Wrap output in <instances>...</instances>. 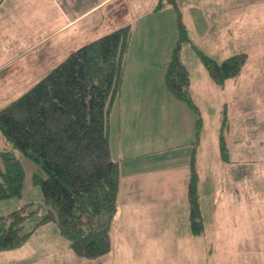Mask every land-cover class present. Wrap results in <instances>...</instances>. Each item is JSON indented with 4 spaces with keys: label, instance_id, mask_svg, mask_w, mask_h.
<instances>
[{
    "label": "rangeland",
    "instance_id": "rangeland-1",
    "mask_svg": "<svg viewBox=\"0 0 264 264\" xmlns=\"http://www.w3.org/2000/svg\"><path fill=\"white\" fill-rule=\"evenodd\" d=\"M56 1L54 5L50 0H5L4 6L16 2L24 4L13 15L9 7H5L6 12L1 15L0 6V108L26 93L72 49L130 23L133 35L127 69L121 93L113 103L110 115L112 157L125 155L120 158L126 159L125 164L136 157L156 154V160L159 158L160 162L170 156L180 159L183 152L190 149L195 151L198 191L206 228L200 234L191 235L190 229L187 231V206L175 196L165 207L170 208L176 234L159 235L157 231L151 232V226H136L140 234L133 228L130 235H116L115 229L122 222H116V215L109 212L97 216L96 227L112 224L114 238L130 239L121 257L131 258L136 264H168L176 260L172 250L179 251L181 258L177 260L180 262L193 260L195 256L202 259L207 253L205 249L213 247L207 259V264H211L220 255L234 253L223 247H237L224 243L231 238L244 240V247L235 250L237 260L256 258L264 264V0H135L129 18L119 24L115 22L118 18L103 21L86 35L84 42L80 41L68 50L67 44L71 41L67 36L72 30L64 33L60 29L54 30L60 27L62 9L65 22L67 13L83 11L97 0ZM123 10L124 7L119 11L121 16ZM103 13H106L104 7L98 14ZM179 18L185 24L188 38L182 44L180 55L190 74L192 100L199 106L201 115L186 101L175 97L165 83L167 66L178 41ZM94 21L97 20L88 22ZM1 24H4L2 31L5 27L9 29L7 40H12V49L7 51L1 49ZM77 35L83 37L80 29ZM42 37L47 40L43 38L40 43L38 40ZM198 50L219 62L235 53L248 52L249 61L241 75L219 85L211 77ZM133 108L137 110L135 115L130 113ZM149 111L153 117L149 116ZM163 112L169 117L160 115ZM225 114L231 125L230 132L229 125L225 127L224 124ZM200 116V134L196 141L197 118ZM176 117L180 124L178 128L175 127ZM167 118L169 122H163L168 121ZM121 121L123 132L119 133L117 127ZM170 126L173 127L170 129ZM221 131H224L229 146V162L221 158ZM121 140L129 141H126V147L121 146ZM2 141L1 138L0 148ZM143 151L146 154H137ZM16 155L21 154L17 152ZM20 159L25 170L22 195L0 200V215L25 209L29 216L23 231H34L36 222L49 213L50 206L44 200L41 187L32 181L36 163L24 155ZM151 208L157 212L158 205L151 204ZM218 214H222L223 219L218 220ZM59 230L58 222L50 220L32 232L20 250L36 260V264H73L78 258L88 259L76 255ZM248 232L255 235H246ZM253 237L262 238L260 250L258 243L250 241ZM13 261L16 264L18 257ZM0 264L8 263L1 261Z\"/></svg>",
    "mask_w": 264,
    "mask_h": 264
},
{
    "label": "trees",
    "instance_id": "trees-1",
    "mask_svg": "<svg viewBox=\"0 0 264 264\" xmlns=\"http://www.w3.org/2000/svg\"><path fill=\"white\" fill-rule=\"evenodd\" d=\"M132 35L131 25L125 24L85 43L26 93L0 108V200L22 195L25 170L20 157L31 158L37 165L32 181L41 187L50 206L49 213L35 227L56 220L70 248L88 259L106 255L113 246L110 225L98 228L96 218L102 212L113 214L118 207L121 169L111 155L110 115L121 93ZM186 39L187 29L179 18L178 41L167 66L165 83L175 97L201 115L192 100L190 74L180 55ZM198 53L219 85L241 75L249 61V53L243 51L221 62L202 50ZM224 119L228 127L226 114ZM201 121L200 116L196 141ZM220 150L223 161H231L224 131L220 134ZM198 180L193 154L188 181L193 234L205 230ZM28 216L25 209L0 215V251L27 241L33 232L23 231Z\"/></svg>",
    "mask_w": 264,
    "mask_h": 264
},
{
    "label": "crops",
    "instance_id": "crops-1",
    "mask_svg": "<svg viewBox=\"0 0 264 264\" xmlns=\"http://www.w3.org/2000/svg\"><path fill=\"white\" fill-rule=\"evenodd\" d=\"M50 1L54 5L57 4L56 0H50ZM22 5L24 4H17L16 2L15 4L4 6V4L2 3L1 15L4 12H6L5 7L10 8L9 11L11 15L18 13V10L21 8ZM134 5H135V0H97L96 3H94L89 8L86 7V9H84L83 11H79V12L75 11V12L67 13V15L65 16L66 19L65 22H63L64 14L62 9V20H61V24H59L60 27H57L54 30L60 29L61 33H64L69 29L72 30L71 35H69V37L66 35L67 39L71 41L68 42L67 44L66 50H68L69 48L75 47V45L78 44L80 41L84 42V40H86L87 38L86 35L89 34L91 30L95 31V29L98 28L103 21L107 22L108 19L115 20L116 18H118L115 21L117 22L116 24L121 23L124 18L128 17L130 11L133 10ZM103 7L106 10V13L98 14V12L101 9H103ZM123 7H124V10L122 12L123 15L121 16L119 14V11ZM95 13H97L96 16H94ZM87 18H88L87 23H85L84 20H86ZM91 19L94 20L96 19L97 21L89 23L88 21H90ZM78 24L80 25L77 26ZM125 24H130V23H125ZM3 26L4 24H1V31ZM108 28L110 30V27ZM79 29L83 37L77 35ZM52 32H49L48 34H51ZM9 35H10L9 29L5 27V29L1 32V39H2L1 49H3L4 51H7L8 48L12 49V47L10 46V42L12 40L9 41L7 40ZM47 37H42L41 40L38 41L40 43L43 42V40L46 41ZM78 37L81 38L79 39ZM72 50L65 57H67L72 52ZM128 59H129V54L127 56V61ZM10 61L11 60H9L8 62ZM50 69H48V71ZM136 112L137 110L135 108H133V110H130V113L132 115H135ZM144 112H146V110L140 111V113H144ZM160 115L169 117V115L166 112H163ZM149 116L153 117V113H151L150 111H149ZM167 119L168 121H163V122H169V118ZM170 120L171 122H173V118H170ZM176 123L177 124L175 125V127L178 128V126H180L178 117H176ZM116 126L117 124L115 125V129ZM121 127H122V121L119 122V126L117 127L119 133L123 132ZM172 127L170 126V129ZM115 140H116V144L119 145L117 135ZM126 141L129 142L128 140H121V146L126 147L128 144ZM183 153L184 155H182L180 159L172 158L170 156L166 158V160L164 161L161 160L160 162H159V158L158 160H156L157 159L156 154L143 155L146 154L145 151L137 153L143 156L131 159L129 162L125 164L123 163L126 159H124V161L120 159L126 157L125 155L115 158L116 160L121 162L120 164L121 183H120L119 196H118V207L114 214L117 217L116 222H122V223L118 226V229H115V232L113 230L112 224L110 225V233L113 241L112 249L109 253H107L103 257L91 259V260L78 258L77 262L73 264H136V262L131 258L121 257L122 252L129 245L130 239L127 238L117 239V237L114 238L112 236V233L114 232L116 235L119 234L121 236H126L132 234V230L134 228L136 233L140 234L139 232L140 230L136 226L140 228H146L148 226H151V232L155 233V231H157V234L159 235L176 234L175 231L176 223L171 218L170 208L167 209L165 207V205H167L168 202H170V198L172 196L179 198L183 203L186 204L187 210L185 212H188V217H189V228L187 229V231L190 229L191 235H193V232L191 231V227H190L188 181L191 175L192 155L195 154V151L193 150L191 151L190 149L188 151H184ZM163 175L166 176L163 177ZM151 204L158 205L157 212L153 211V209L151 208ZM223 215L218 214L216 218L218 220H221L224 217ZM48 222L38 225L36 229L33 231V233L37 230V228H40L41 226L43 227V225L47 224ZM219 223L222 222L219 221ZM59 233L63 238H65L61 234L60 230ZM248 234L255 235V233L252 232H248L246 235ZM186 239L192 240L191 237H187ZM261 240H262L261 237L260 238L253 237L250 241H252L254 244L258 243L260 250V245L262 244ZM224 243L237 245L238 248L231 246L228 247L224 245L223 246L224 250H230L234 252L231 254L232 257H230L231 256L230 253L224 256L220 255L219 257H217L216 260L211 261V264H261V260H256V258L246 259V260L236 259L235 250L239 251L240 250L239 248L244 247V240L241 242V240L239 241L237 238H231L225 240ZM67 244L69 247V242ZM23 247H25V244H23L22 246L16 249L0 251V263L1 261H4L8 264H14L13 259L18 257V262L16 264H36V260H32L31 258L27 257L26 256L27 253H25L24 250H20ZM193 247H197V246H193ZM225 247L227 248L225 249ZM182 251L184 253L183 249ZM205 251L207 253L204 255V258L202 259H199L197 258V256H195V259L193 260L180 262V260H177L181 258L179 257V251L172 250L171 252L172 257L176 258V260L173 262H168V264H182V263L207 264V259L211 256L213 247L206 248ZM209 251L211 252L209 253ZM195 252L197 253L198 250ZM69 253H71L70 250ZM203 253L204 252H201V254Z\"/></svg>",
    "mask_w": 264,
    "mask_h": 264
}]
</instances>
